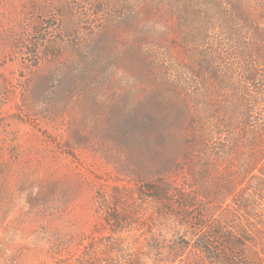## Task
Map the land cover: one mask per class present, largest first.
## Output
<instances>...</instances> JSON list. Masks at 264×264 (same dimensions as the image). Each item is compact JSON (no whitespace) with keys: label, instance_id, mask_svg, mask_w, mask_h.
<instances>
[{"label":"rangeland","instance_id":"obj_1","mask_svg":"<svg viewBox=\"0 0 264 264\" xmlns=\"http://www.w3.org/2000/svg\"><path fill=\"white\" fill-rule=\"evenodd\" d=\"M256 28L264 0H0V264H157L158 244L160 264H215L195 246L227 240L189 237L154 202H194L192 220L216 202L243 244L227 248L264 264L261 164L243 176L246 146L219 152L228 136L203 114L235 92L219 82L230 77L251 102V133L264 124L245 82ZM193 128L207 141L204 174L190 168L197 150L185 158ZM131 148L154 155L153 174L135 168ZM161 179L170 193L154 200L146 184ZM118 203L129 213L115 226L105 206Z\"/></svg>","mask_w":264,"mask_h":264},{"label":"trees","instance_id":"obj_2","mask_svg":"<svg viewBox=\"0 0 264 264\" xmlns=\"http://www.w3.org/2000/svg\"><path fill=\"white\" fill-rule=\"evenodd\" d=\"M256 34V40H259L257 47L256 44L250 45L249 43L246 45V51L251 55L253 53L254 61H249L246 63V69L245 74L246 76V84L251 85L255 87V90L257 92V98L260 100V102H263L264 104V73H257L255 69L256 66H263L264 63V30L261 28H256L255 30ZM255 40V41H256ZM254 41V42H255ZM253 49V50H252ZM204 63L207 65L208 61L203 60ZM252 66H254L252 68ZM256 67V68H255ZM257 70V69H256ZM222 80H220V84L228 85L230 87L235 88V92L231 95H224V98L222 100H219V102H212L213 105V111L210 112V108H204L203 114L208 117H213L214 120H216V124L213 125L214 130L217 131V134H220L224 137L228 136V139H226L225 142L221 141L219 144L220 146L217 148L219 152L227 153L231 152L229 150L232 149V144H236L238 141L243 142L244 146H246L245 150L249 153V159L247 160L246 164H244L243 169V176L251 174L255 169L256 166L260 165V168L258 170L260 171L262 168V173L264 174V162H262V159H264V124L261 126L258 132L251 133V131L248 128L249 123V113L250 108L249 100L245 97V94H242L237 89V84L231 80L229 77H223L221 76ZM255 83H258V86L255 85ZM203 90L207 93V89L203 88ZM201 89H198L196 92H194L193 97L197 100L199 99L200 95H203V103L205 105H210L209 100L207 96H205ZM191 123L190 125H192ZM237 129L236 133L234 132V129ZM191 136H188V138L184 141V152H185V158L187 160L191 159L192 152L194 150H197L200 156L197 158L196 161L190 160V168L193 171L195 169V166L198 162L200 164H197V166H201L200 168H203L204 174L207 172V164L203 163L207 158H205V154H207V141H205V134L203 133V130H195V128L192 129ZM130 162L135 166L137 169L143 170L144 175L146 174H153L157 166H151V162H154V155L153 154H147V156H144L141 154V151L135 149H130ZM244 162V161H243ZM141 168H140V166ZM202 174V176H203ZM150 182H147V191L151 192L150 197L154 200H161L163 197L166 199L167 196H169L168 187L169 182H166V180H159L156 182H151L152 180H149ZM221 188L226 189L228 186L226 183L222 182L220 185ZM230 192V191H228ZM176 196L178 198L181 197L180 192L176 193ZM184 200V199H182ZM193 200V199H192ZM156 205V209H159V213L164 211H169L172 214V217L174 219L175 224L179 226H183L186 222L189 224L190 228V236L189 237H197L198 233L200 232H207L211 231L213 232L212 238L217 237L220 240L226 241L224 242V245L222 246H215L209 238L210 237H201L203 239L199 244H197L195 247L197 250L203 252L205 254V259L207 262H214L215 264H242V258L244 259L246 264H251V259L249 258V254H241L240 258H237L233 255V251H230L229 248H232L233 250H240L243 247V244L238 245L234 240L237 239L238 234H235V229L230 228L229 232L228 227L224 226L225 222V216L223 213H219V215L214 212L215 208L212 207V204L216 202H207L202 205H200V208L197 209V215L193 219V217L189 216L187 214L188 210L194 209V202H154ZM107 208L106 213V219L108 221H112L115 223L114 225H121L124 221L122 219L123 216H127L129 212L126 211V209H121L119 206V203L115 205L114 207L105 206ZM136 217V214H133ZM168 215H165L167 217ZM164 217V218H165ZM163 218V219H164ZM226 233V234H225ZM222 234H225L223 236ZM245 235V234H244ZM202 236V235H201ZM200 237V236H199ZM198 238V237H197ZM155 251H160L158 253L159 256L156 257L157 264H160L165 256H162V245L158 244L153 247ZM243 256V257H242Z\"/></svg>","mask_w":264,"mask_h":264}]
</instances>
